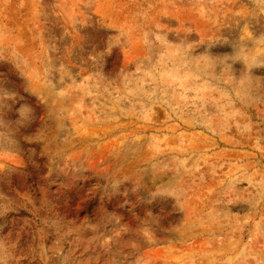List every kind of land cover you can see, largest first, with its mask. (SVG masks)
<instances>
[{
    "label": "rangeland",
    "instance_id": "obj_1",
    "mask_svg": "<svg viewBox=\"0 0 264 264\" xmlns=\"http://www.w3.org/2000/svg\"><path fill=\"white\" fill-rule=\"evenodd\" d=\"M0 264H264V0H0Z\"/></svg>",
    "mask_w": 264,
    "mask_h": 264
}]
</instances>
